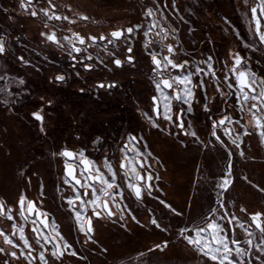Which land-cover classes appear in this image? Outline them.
Returning a JSON list of instances; mask_svg holds the SVG:
<instances>
[{
    "label": "rangeland",
    "instance_id": "obj_1",
    "mask_svg": "<svg viewBox=\"0 0 264 264\" xmlns=\"http://www.w3.org/2000/svg\"><path fill=\"white\" fill-rule=\"evenodd\" d=\"M61 2L63 1L52 0L57 7ZM65 2L71 3L79 12L89 17L93 24L109 26L108 32L114 30L116 25L123 27L137 22L141 9L145 6L156 10L159 5V11H156L154 18L146 19L144 30L141 33L137 32L132 38L131 46L135 54L132 55L133 63L126 61L121 68L114 67L112 63L113 59L119 58L118 50L128 46L123 38L116 41L115 46L108 45L109 51L115 53L114 56L104 52L105 43L97 42L99 48L89 47L86 53L81 52L77 56V61L88 54L93 56L92 60L85 59L83 62L93 65L89 71L85 70L81 63H77L73 68L72 61L67 55L66 43L64 48H59L41 37V32L46 33L48 29H52L59 34L63 43V36H72L77 31L61 20H49L43 15L42 10L45 8L49 9V14L53 12L48 0H33L30 4L23 0H0V39L4 41L5 48L4 54H0V200L4 201L7 208L13 209L16 220L20 223L22 221L18 216V201L23 194L26 200L34 201L42 212L49 214L50 224L55 221L57 224L65 225L66 229L71 228L75 216L66 200L74 193L64 184L65 159L60 153L63 150L74 153L84 151L106 176L109 174L102 164L104 157L107 156L117 173V184L124 188V202L121 207L126 204L137 219L143 211L150 221L156 218L161 225L160 231L150 222H147L148 228L135 227L138 224L127 211L124 212V217L127 215L134 223L132 227H126L124 218H120V213L109 202L115 215L108 217L102 213V218H97L91 210L85 218L91 217L92 224L94 220H107L106 225L97 228L98 234H94L92 227L91 239L86 238L82 243L79 239L74 242L69 239L71 249L57 259L50 255L46 258L48 264H215L180 237L179 231L185 227L193 229L202 221L203 224V218L210 215V209L213 207L218 208V214L226 211L234 214L242 222L247 221L250 214L264 212V140L259 136L258 130H254V120L248 112H243L239 119L253 134L244 141L242 140L244 136L241 137V149H236L225 136L228 149L232 152L231 176L226 178V183L232 182L233 187L222 194L224 203L222 210H219L217 203L220 189L215 187L219 179L214 180L207 195L198 187L191 196L189 186L181 182L182 193L175 192V196L168 198L160 187L164 181L159 176L161 169H164L165 158L173 161L171 167L174 170L184 173L190 170L194 155L202 156L199 171L224 176L229 169V157L226 149L214 148V142L200 143L193 136L190 137L191 142H186L184 138L186 125L184 129L177 127L179 123L177 120L172 119L167 128H162L160 118L153 111L152 97L155 96L151 78L153 66L148 53L155 50L163 54L166 48L161 51L160 44V47L152 44L150 48L145 49L141 34L155 19L159 21L155 32L166 29L170 33L171 44L178 53L171 57L175 61L185 59L191 65L194 61L205 60L211 55L221 88L228 92L227 86L223 83L227 70L219 73L216 67L226 59L228 55L226 50L230 44H235L241 57L248 59L252 70L256 71L258 76L264 77V53L252 52L244 47L245 43L253 41L258 44V38L249 31L253 26L251 16L245 14L247 6L243 4V0H175V9L171 7L173 0ZM164 2L165 7L170 9L168 11L175 13L177 21L180 22L181 39L178 38L177 32L172 33V29L167 25L169 20L165 17L162 5ZM253 4L254 0H248L249 6ZM33 10L38 11L36 17H32ZM54 11L60 14L58 9ZM161 11L164 13L163 16L160 15ZM221 26L229 33L228 38L224 39L220 31ZM261 27L264 29V19H261ZM148 38L153 39L152 33ZM191 51L193 53H190ZM20 56H23L27 63L20 61L18 59ZM231 57L229 59H232ZM258 59L259 64L256 63ZM230 63L228 69L232 67V60ZM169 71L173 75L178 74L176 71ZM59 73L66 76L64 81L55 79ZM20 79L24 80V84H19ZM199 79L200 77H193L195 83H198ZM96 81L116 82L117 86L99 88L92 83ZM230 82L235 83L234 80ZM211 85L217 88L216 81L208 76L205 78V86L211 88ZM196 89L200 93V88ZM235 103V95L228 98V104L233 107H228L227 112L234 119L237 117ZM174 106L177 107L176 103ZM34 112H40L44 117L42 123L33 117ZM246 115L247 122L244 120ZM182 119L184 120L183 116ZM153 123L158 127H153ZM235 126L232 125L234 128ZM41 127L44 128L43 132L40 131ZM129 134L137 136L140 141L139 150L143 155L137 159L144 167L140 168L139 172L143 174L148 172L153 177L151 195L145 190L142 199L138 201L132 191L127 189L123 172L119 169L123 156L120 148ZM97 137L101 138L99 145L94 143ZM240 150L244 152L243 157L240 156ZM215 153L218 155L217 159H213ZM138 167L136 165V168ZM171 170L173 172V169ZM172 181L173 179L171 183ZM177 184H173V191ZM189 197L193 198L194 204L191 206L187 201ZM160 201H164V204ZM206 201H209V204L206 205ZM165 204L170 207H165ZM241 208L247 211L241 212ZM3 218L0 217V226H3ZM137 219L135 221H139ZM224 223L227 226V222ZM31 227L30 223L25 225L29 234H32ZM165 228L166 231L161 230ZM3 231L9 234V230ZM155 231L161 236L158 243L155 242L158 239L148 243L139 241V237L148 238ZM249 231L254 229L250 228ZM230 232L229 229V235ZM235 232L240 240H252L251 247L248 245L243 247L246 252L251 253V257L247 258L249 264H259L255 261L256 239L259 234L257 233L255 237L248 236L239 228H236ZM46 234L55 236L51 233V228ZM165 241L167 247H163V251L157 253L151 250ZM0 247L7 252L11 248L19 255V249L5 244L3 237H0ZM62 247L63 244L60 245L63 251ZM71 251L77 254L73 256L70 254ZM5 259L8 260V264H28L23 257L16 260L0 253V264H4ZM33 264L40 262L36 259ZM260 264H264V258Z\"/></svg>",
    "mask_w": 264,
    "mask_h": 264
},
{
    "label": "snow or ice",
    "instance_id": "obj_2",
    "mask_svg": "<svg viewBox=\"0 0 264 264\" xmlns=\"http://www.w3.org/2000/svg\"><path fill=\"white\" fill-rule=\"evenodd\" d=\"M32 2L33 0H28V3ZM48 3L52 9H55L52 0H48ZM243 4L247 6L245 8V14L250 15L255 24V27L250 28L249 31L252 35L258 37V44L256 41H253L245 43L244 47L252 52L260 51L264 53V29L261 27V19H264V0H254L252 6L248 5V0H243ZM171 7L173 9L176 8L175 0H173ZM156 11H159V5H157L156 10L151 7L147 8L145 16L148 18H154ZM42 12L49 20L59 21L62 18L60 15H57L54 10L49 14L48 8L43 9ZM37 15L38 11L33 10L32 17H36ZM160 15L163 16L164 13L161 11ZM81 19L87 20L88 17L82 16ZM63 20L68 21L70 24L75 23V21L70 20L68 16H63ZM158 25L159 21L153 19L152 23L148 25L147 30L143 33L145 38H148L150 33H152ZM142 27V25H135L123 30L112 31L108 36L100 35L99 41L107 42L103 44L104 52L107 55L114 56L115 53L109 51L108 45L115 46L116 41L123 38V41L128 45L127 52L129 54L132 53V38L136 36V33ZM162 30L164 31L163 37L160 36L159 31L155 32V36L160 37L159 41L155 39H146L143 45L145 49H148L152 44L160 43L161 51L166 48L167 53L169 54L161 56V52L155 50L148 53L152 64L154 65L152 72L155 79H153L152 82L158 95L153 96L152 101L154 105L153 111L157 116L159 117L162 114L165 120L172 122L173 100L186 105V113H191L193 111L192 103L195 98V89L200 88L201 91H204L205 78L211 76L212 79L216 81V90L221 97H232L235 95L236 107L238 110L241 113L248 112L251 114L252 119L254 120V130H259L258 134L261 139L264 140V77L258 76L257 72L252 70L249 66L248 59L241 57L239 53H235L234 55L230 53L232 56V67L225 72L223 79V83L227 86L229 91L224 92L221 88L220 79L216 74V70L213 68V57L209 55L207 59L194 61L191 65L187 60L181 63L175 62L174 59L171 58L175 55L173 45L167 44L165 47L163 44V40L168 39L170 33L166 29ZM174 32L175 29L172 30V33ZM40 35L59 48H64L66 43L68 45L67 55L72 61L73 68H75L77 63H81L85 70L90 71L92 69V64L83 63L85 59L89 61L93 59L91 54L81 57L79 61H77V56L81 52L86 53L89 47H100V45L97 44L96 36H89L86 41V39L78 32H74L72 36H63V43H61V38H57L56 31H52L50 34L41 32ZM237 35H239V33H237ZM77 44L83 47H79ZM4 52V41L0 39V54H4ZM18 59L23 63H27L23 56L18 57ZM133 61L134 57L128 55L127 62L133 63ZM112 63H114L116 67H121L123 62L119 58H116ZM256 63H260L259 59ZM201 65H205V67H201ZM169 69L175 70L178 74L173 75ZM229 73L231 75H229ZM77 75H79V73H77ZM194 76L200 77L198 83H193ZM56 80L64 81L65 76L58 75ZM232 80H234L235 83L230 82ZM19 84H24V80L20 79ZM98 87L113 88L116 87V85L114 83L109 85L101 83ZM165 90H170L171 95ZM81 91H83V89H81ZM204 99L207 100V96H205ZM224 103L228 104V100L225 99ZM161 105L163 107L162 113L160 111ZM203 107L205 112L211 111L208 103H205ZM228 107H233V105L228 104ZM186 113L185 109L182 108L180 113L176 116V120L179 121L177 127L181 129H184L182 116ZM32 115L37 121H40L41 123L43 122L44 117L40 112H34ZM209 118L211 119V117ZM233 124L242 129V131H237L236 128L232 127ZM153 127H158V125L153 123ZM218 128L223 130V135L228 138L230 143L234 145L236 149H241V137L249 136L253 133L248 131L247 125L242 123L241 119H234L228 114H223L219 120H212L211 135L215 138L217 143L222 147H225L226 151H228L229 162H231L232 152L228 149V146L224 144L221 136L217 134ZM40 131L43 132L44 128L41 127ZM185 134L189 135L187 131H185ZM191 136L196 137L197 140L199 139L195 131H191ZM94 143L97 145L101 144V138L97 137ZM139 143L140 141L137 139V136L131 134L128 135L126 142L120 148V152L123 153V156L119 164V169L123 172L124 183L126 184L127 189L132 191L137 200L142 199L143 190H147L149 195H151V184L149 182L153 179L151 175H148L145 178L137 171L136 165H139L140 168L144 167V164L137 159V157L143 155L139 150ZM60 155L66 158V178L64 179V184L68 185L74 193L73 196L67 198L66 203L69 206V209L74 212L75 219L79 225V231L84 233L88 239L92 238L91 233L93 231L91 217L85 219L89 206L92 207L93 215L97 218H99L102 213L108 217H112L115 213H113L112 209L109 207V202H111L113 207H115L120 213L121 219L124 218V212L127 211L132 219L136 220L135 215H133L132 211L127 208L126 204L121 207L124 202V188L120 184H117V173L113 170V165L107 156L104 157L102 167L107 171L109 174L108 176L105 175L104 171H101L100 167H97L95 161L89 159L85 155L84 151L74 153L69 150H64ZM243 155V150H240V156L243 157ZM69 160H75L77 163H70ZM77 170H79V178L76 175ZM228 176H231V163L229 169L216 184L217 189H220L222 194L228 190L229 185L228 187H224ZM142 181L144 182L143 188L141 186ZM113 189H115V191H112ZM89 192H91V198H88ZM160 203L164 204V201H160ZM217 203L220 208L224 207L223 195L218 198ZM18 204V216L20 221H22L19 225L16 223V216L13 214V209L7 208L4 201L0 200V217H5L7 220L12 221L11 227L14 230L10 234L0 231V237H3L4 242L12 248L19 249V255L17 251L7 252L3 247H0V253H3L5 257L14 258L16 260L23 257L28 264H33L38 256L40 264H48L45 257V252L48 250L46 245H51V256L56 258L63 256L66 251L71 249V245L57 230L55 221L51 224L55 236L46 234L45 230L50 227L48 213L42 212L38 209L35 202L26 200V197L23 194L20 195ZM165 207L170 206L165 204ZM97 209H100V211H97ZM246 211V209L241 208V212ZM225 221L227 222V226L224 223ZM28 223L32 225L31 232L35 234V244L39 245L41 249V251L37 253V256H33V251L35 250L33 249L32 244H30L29 239L25 236V225ZM137 223H139V221H137ZM151 223L156 228H161V225L156 218H153ZM236 228L241 229L248 236L255 237L257 233L259 234L256 239L255 251L257 255L255 261L260 264L261 259L264 258V212L250 214L247 221L242 222L234 214H229L226 211L218 214V208L213 207L210 209V215L205 217L202 225H195L193 229L187 227L181 228L179 236L186 240L189 245H192L198 252L202 253L204 257L215 262V264H249L247 258L251 257V253L246 252L243 245L251 247L252 240L238 239L235 232ZM250 228L254 229V231H249ZM229 229L231 230V236L229 235ZM161 230L166 231L167 229L165 228ZM192 232H194V234H190ZM10 237H17L18 240L22 242V246ZM42 240L43 243H41ZM61 244H63V251L60 248ZM163 247H167V241L163 244L156 245V248L158 249H162ZM25 249H27V251H25ZM70 254L75 256L77 253L71 251ZM4 264H8L7 259H5Z\"/></svg>",
    "mask_w": 264,
    "mask_h": 264
},
{
    "label": "crops",
    "instance_id": "obj_3",
    "mask_svg": "<svg viewBox=\"0 0 264 264\" xmlns=\"http://www.w3.org/2000/svg\"><path fill=\"white\" fill-rule=\"evenodd\" d=\"M162 5H163V8H164V11H165V14H166L165 17H167L168 20H169V22H167L168 23L167 25L172 30L175 29V31L178 34V38L181 39L180 38L181 37V32H179L180 31V28H181L180 27L181 25H180L179 20L177 21V18L175 16V13L168 11L170 9L169 8L167 9L165 7V2ZM171 18H172L173 21L170 20ZM156 29H154L152 31V35H153V39L159 41L160 40V37L155 36V30ZM220 29H221L220 31L223 34L224 39L225 38H228L229 33L227 31H225V29L223 28V26H221ZM157 31L160 32V36L162 34L164 35V31L162 29L157 30ZM143 33L141 34L142 37H143L142 38V41L145 43V40L146 39H149V38H145V36H144ZM217 33L220 34V32H217ZM219 37H220V35H219ZM171 43H172V41H171L170 38H168L166 40H163V44L165 45V47L167 46V44H171ZM156 44L159 45L160 43H156ZM160 45H159V47H160ZM230 45L231 46L229 47V49L226 50V52L228 51V55H227L226 59L225 60L223 59L222 63H219V65L216 67V69L219 71V73H223V71L228 70V66H230V64H231L230 62L232 60V59H229L231 57L230 53L233 54V55L235 53H238V50H237L235 44H230ZM174 51H175V56H176L178 54L177 53V50L174 49ZM190 53H193V51H191ZM151 78H152V76H151ZM152 81H153V79H152ZM193 83H195V82L193 81ZM153 87H154L155 96H157L158 93H157V91L155 89L154 84H153ZM205 96H207V98H208L207 100L204 99ZM228 98L229 97H221L220 94H219V92H217L216 88L211 85V88H208V87L205 86L204 91H201L200 90V93H199V91L197 89H195V98H194L193 103H192L193 111L191 113H186V109H187V106L186 105H184V104H182L180 102H177L175 100L172 101V119H174V121H175L176 116L178 115V112L182 108L185 109V113L186 114L183 115V118H184L183 122H184V125H186V131L189 133V135H186V137H184L185 140H186V142H191V139H190V137H191V131H195L196 134H197V137L199 138L198 141L200 143L207 144L209 142H214L215 143L214 144L215 145L214 148H217L219 150H225V147H222L219 143L216 142L215 138L212 137L211 132H212V120L213 119L214 120H219L222 117L223 114H228V112H227L228 104H225L224 103V100L225 99L228 100ZM175 103H176L177 107L174 106ZM205 103H208V105H209V107L211 109L210 112H205L204 111V107L203 106H204ZM181 105L184 106V107H182ZM160 111H161V113L163 112L162 105H161ZM209 117H211V119ZM159 118L161 120V123L160 124H161L162 128H164V127L167 128V125L170 124V121L165 120L163 118V115L162 114L159 116ZM244 120L246 122L248 121V116L247 115L244 117ZM235 128L238 131H241V129L238 126H235ZM222 131H223L222 129L218 128L217 129V134L221 136V139L224 141V144L228 146V141H227L226 137L223 135V132ZM248 138H250V135L249 136H244V138L242 140L244 141V140H247ZM253 143H254V141H252V144ZM217 157H218V155H217V153H215L213 159H217ZM202 159H203L202 156H196V155H194L192 157V161H191L192 165H190V167H191L190 170L184 171V173H183V172H179L177 170H174V168L171 167L172 166L171 163L173 161H170L169 159L167 160L165 158V160H164V169L163 170L161 169L159 176H161V180L164 181V183L160 184V187L165 192V194L167 195L168 198H171L172 196H175V192L176 193L177 192L178 193H182V190H181L182 188H181V185H180L181 182H183L184 185L186 184V185L189 186V188H190L189 189L190 190L189 191V194H191V196H193V193L196 192V189L198 187H199V189L202 190V193L203 194H206V195L209 194L210 189H212L214 180L215 181H217L218 179L220 180L223 177V175L222 176L221 175L218 176V174H212V173L206 172V171H204V172L203 171H199V166H200V164L202 162ZM161 162L163 164V160H161ZM137 166H139V165H137ZM158 166H160V165H158ZM139 169H140V167L137 168V171L138 172H139ZM171 169H173V172H172ZM169 171H171V172H169ZM139 173L141 174V176H144L145 175V174H143L141 172H139ZM171 179H173V181H172L173 183H171ZM173 184H177L174 187L175 188L174 191L172 189L173 188ZM228 185H229V187H228ZM141 186L143 188V184H141ZM224 187H228V190L229 189H232L233 183L232 182L229 183V184L226 183V185H224ZM220 191L221 190H219V195L222 196V193ZM211 192H213V191L211 190ZM144 193H145V190L142 191V196H143ZM238 193H239V191H237V194ZM88 198H91V192H89V197ZM187 201H188V203H189L190 206H191V204L192 205L194 204L192 197H189ZM208 202L209 201H206V205L209 204ZM219 208H220V206H219ZM189 209H190V207H189ZM91 210H92V207L89 206L88 209H87V212H86V216H87V214ZM219 210H222V208H220ZM97 211H99V210L97 209ZM86 216H85V218H86ZM205 217L203 218V220H205ZM99 218H102V217L100 216ZM3 219H4V221L2 223L3 226H0V231L9 230V234H10L12 231H14L12 229V227H11L12 221L7 220L5 217ZM138 219H139V223H137L138 226H135V227H139V228H142V229L149 227V224H147V222H150L151 223V221H150V218L146 216V214L144 213V211H143L142 215H140V214L138 215ZM200 220L202 221V219H200ZM73 221H74L72 223L73 227H71V228L68 227L67 229L65 228V225H63L62 223H60V224L59 223L58 224L56 223L57 224V227H58L57 230L61 233V235L64 237V239L67 242H69V239H70L71 242H74V241H76V240L79 239L80 242L82 243V241L84 239L88 238V237L84 233H82V232L79 231V225H78L76 219H74ZM106 221L107 220H103V219H101V220H94V223L92 224V227L94 229V234L95 235L98 234L97 228L99 226L102 227L103 225H106L107 224ZM124 221L126 222L125 225L128 228L133 226L132 223L137 222L135 220H134V222H133V220L132 221L129 220V217L127 215H125ZM202 222L199 225H201ZM16 223L19 225L20 224L19 220H16ZM153 227H155V226H153ZM50 228H51V224H50ZM156 229H159V231H160V228H156ZM51 233L53 235H55V233L52 231V228H51ZM25 236L29 239L30 244H32V247L35 250V251H33V256H37V253L39 251H41V249H40L39 245L35 244V234L34 233H32V234L27 233L26 228H25ZM230 236H231V232H230ZM236 237L238 238L239 236H236ZM10 238L14 239L17 243L21 244V246H22V242L19 241L17 237H10ZM138 239L142 243H144V242L145 243H148V242H151V241H153L155 239L156 240L158 239V241H155V242L158 243L161 240V236H160V234H158V232L155 231L148 238H144V236H141ZM41 243H43V240L41 241ZM46 247H47L48 250H47V252H45V257L47 258V257H49L51 255L52 247H51L50 244L49 245H46ZM62 249H63V247H62ZM151 250H153V251H155L157 253H159V251H163L162 249L156 248V246L152 247ZM25 251H27V249H25ZM37 259H38V256H37Z\"/></svg>",
    "mask_w": 264,
    "mask_h": 264
},
{
    "label": "flooded vegetation",
    "instance_id": "obj_4",
    "mask_svg": "<svg viewBox=\"0 0 264 264\" xmlns=\"http://www.w3.org/2000/svg\"><path fill=\"white\" fill-rule=\"evenodd\" d=\"M60 1H63V2H61L60 3V5H59V7H57V5L55 6V9H53V10H57L58 9V12L61 14H57V15H60L61 17H62V19H61V21L63 22V23H65L68 27H70V28H76L77 29V31L76 32H78L81 36H83L85 39H86V41H87V38L89 37V36H96L97 37V42H101V41H99V36L100 35H105V36H107V32H108V27L109 26H107V25H104V26H97V25H95V24H93L91 21H90V19H89V17H88V19L87 20H82L81 19V17L82 16H86V15H83L81 12H79L78 11V9H76V8H74V6L71 4V3H68V2H65L66 0H60ZM144 1H146V0H144ZM152 1V0H151ZM52 9V8H51ZM146 9H147V6H145V7H143L142 9H141V13L139 14L140 16H139V18H138V20H137V22H132V23H129V26L128 25H126V26H123V27H121V26H119V25H116V27L114 28V30H112V31H115V30H123V29H126L127 27H133V26H135V25H142L143 27L138 31L139 33H141L143 30H144V28H145V20L146 19H149L148 17H146L145 16V12H146ZM63 16H68L69 17V19L70 20H74L75 21V23H68V21H65V20H63ZM87 17V16H86ZM52 29H48V31L46 32V33H48L49 31H51ZM52 31H55V30H52ZM112 31H109L108 32V34L110 33V32H112ZM45 33V32H44ZM42 37V36H41ZM44 40H45V38L44 37H42ZM57 38L59 39V34H57ZM101 43H107L106 41H103V42H101ZM77 46H79V47H83V46H80V45H78L77 44ZM127 47L128 46H125V48H123L122 50L120 49V50H118V56H119V59L123 62L122 63V66L121 67H123L124 66V64H125V62L127 61V57H128V55H135L134 54V52L132 51V53H128L127 52ZM80 55V54H79ZM163 55H169L168 53H167V50H166V52L165 53H163L162 54V56ZM136 58V57H135ZM114 60V59H113ZM175 61V60H174ZM183 61H185V59L183 60H179V61H175V62H177V63H181V62H183ZM86 62V61H85ZM113 65H114V67H116L115 66V64L113 63ZM121 67H116V68H121ZM92 70V69H91ZM169 70H171V69H169ZM172 71H175V70H172ZM59 75H64L63 73H59ZM65 76V75H64ZM152 78L154 79L155 77H154V75L152 74ZM65 79H66V76H65ZM93 84H96V85H99V84H101V83H103V84H105V85H109V84H115L116 86H117V83L116 82H111V83H109V82H105V81H96V82H92ZM152 84H153V82H152ZM107 88V87H106ZM114 88V87H113ZM176 120V119H175ZM151 183V182H150Z\"/></svg>",
    "mask_w": 264,
    "mask_h": 264
},
{
    "label": "water",
    "instance_id": "obj_5",
    "mask_svg": "<svg viewBox=\"0 0 264 264\" xmlns=\"http://www.w3.org/2000/svg\"><path fill=\"white\" fill-rule=\"evenodd\" d=\"M25 3H28V0H23ZM28 4H30V3H28ZM252 20V19H251ZM252 26H253V28L255 27V24H254V22L252 21ZM52 32V30L51 31H49L48 33L50 34ZM45 38V37H44ZM258 38V37H257ZM46 40V39H45ZM46 42H48V43H51V44H53L52 42H49V41H47L46 40ZM55 45V44H54ZM79 45V44H78ZM151 64H152V61H151ZM152 66L154 67V65L152 64ZM56 79V78H55ZM165 91H168L170 94H171V92H170V90H165ZM155 113V112H154ZM180 113V111L178 112V114ZM156 114V113H155ZM179 122V121H178ZM259 131V130H258ZM64 151V150H63ZM63 157V156H62ZM64 159H66L65 157H63ZM74 161L75 160H69V162L70 163H74ZM230 166V162H229V165H228V167ZM63 175H64V177L66 178V176H65V165H64V167H63ZM76 175H77V177L79 178V176H78V170H77V173H76ZM148 175H150L148 172H146L145 173V175H144V177L146 178ZM151 182V181H150ZM149 182V183H150ZM144 182L142 181L141 182V184H143ZM151 184V183H150ZM34 202V201H33ZM37 207V206H36ZM110 207V206H109ZM18 208H19V204H18ZM38 208V207H37ZM39 209V208H38ZM34 218V217H33ZM48 220H49V217H48ZM49 223H50V221H49ZM50 231V228H48V229H46L45 230V232H49ZM11 251H15V250H13V249H9L8 250V252H11ZM12 259H14V258H12Z\"/></svg>",
    "mask_w": 264,
    "mask_h": 264
},
{
    "label": "built area",
    "instance_id": "obj_6",
    "mask_svg": "<svg viewBox=\"0 0 264 264\" xmlns=\"http://www.w3.org/2000/svg\"><path fill=\"white\" fill-rule=\"evenodd\" d=\"M150 56V55H149ZM161 56H162V54H161ZM235 112H236V118L235 119H239V118H241V116H242V113L238 110V108L236 107V103H235Z\"/></svg>",
    "mask_w": 264,
    "mask_h": 264
},
{
    "label": "bare ground",
    "instance_id": "obj_7",
    "mask_svg": "<svg viewBox=\"0 0 264 264\" xmlns=\"http://www.w3.org/2000/svg\"><path fill=\"white\" fill-rule=\"evenodd\" d=\"M224 90V89H223ZM237 130V129H236ZM152 187V186H151ZM49 225H50V223H49ZM50 228V227H49Z\"/></svg>",
    "mask_w": 264,
    "mask_h": 264
}]
</instances>
